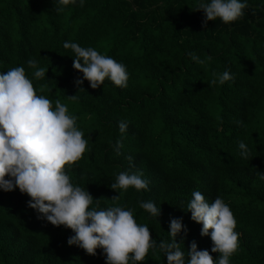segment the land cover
Returning <instances> with one entry per match:
<instances>
[{
    "label": "trees",
    "instance_id": "16d2710c",
    "mask_svg": "<svg viewBox=\"0 0 264 264\" xmlns=\"http://www.w3.org/2000/svg\"><path fill=\"white\" fill-rule=\"evenodd\" d=\"M195 4L85 0L58 12L55 0H0V73L24 67L38 95L53 107L59 99L76 116L88 145L65 171L101 208L131 209L157 242L168 239L170 219L182 218L185 258L195 241L197 250H209L215 259L219 253L211 252L210 236L200 235L202 225L184 209L193 191L209 202L219 196L239 234L230 264H264V0H247L234 22L217 18L204 26ZM66 41L124 64L127 87L105 79L92 89L85 80L78 90L74 80L82 74L72 67ZM29 59L45 68V79L33 78ZM225 70L232 80L210 84L214 72ZM122 120L128 124L124 134L117 127ZM239 141L250 149L248 160L239 154ZM122 171L142 173L148 190H112ZM29 199L18 189L0 190V264H105L102 249L89 255L69 246L72 230L38 219ZM142 200L160 207L157 220L139 207ZM175 239L181 243L180 235ZM137 264H165V258L150 249Z\"/></svg>",
    "mask_w": 264,
    "mask_h": 264
},
{
    "label": "clouds",
    "instance_id": "9594fccd",
    "mask_svg": "<svg viewBox=\"0 0 264 264\" xmlns=\"http://www.w3.org/2000/svg\"><path fill=\"white\" fill-rule=\"evenodd\" d=\"M84 2L55 0L56 10L62 11L68 5L83 6ZM246 7L247 0H196L195 4V10L204 14L202 26L217 18L225 24L234 22L243 16ZM63 47L72 51V67L82 74L74 80L78 90L85 80L92 89L105 79L119 88L127 87L124 64L75 42L66 41ZM187 55L193 62L203 63L194 52ZM27 65L34 69V79H45L46 70L38 66L37 60L29 59ZM232 79L228 70L214 72L210 84L223 85ZM69 98L77 99L75 95ZM76 119L59 99L53 107L50 99L38 95L24 67L0 73V190L18 189L27 194L30 197L27 206L38 214V219L71 229L74 235L67 239V244L78 246L86 254L95 255L97 248L102 249L105 264H137L145 260L150 249L163 253L165 264H230V257L238 248L239 234L234 230V215L221 197L209 202L201 192L193 191L184 209L191 213L192 221L202 225L200 235L210 236V250L219 255L213 259L209 250H197L196 242L192 241L185 258L181 244L188 230L182 218L170 219L168 239L157 242L150 237L147 225L136 222L131 209L118 205L101 208L99 199H93L85 187L73 184L65 165L78 161L88 145ZM117 127L124 134L128 124L122 120ZM121 147L118 140L117 154ZM238 148L241 158L248 160V146L239 141ZM259 179L264 180V172H259ZM109 187L117 193L130 187L137 192L147 191L148 181L142 173L122 171ZM118 198L119 195L111 200ZM139 207L156 220L161 212L152 200L140 201ZM178 235L181 243L176 242Z\"/></svg>",
    "mask_w": 264,
    "mask_h": 264
}]
</instances>
